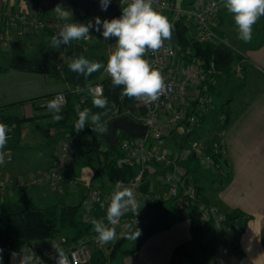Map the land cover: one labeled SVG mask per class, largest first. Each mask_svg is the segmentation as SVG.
I'll use <instances>...</instances> for the list:
<instances>
[{
    "label": "built area",
    "instance_id": "2783aa9c",
    "mask_svg": "<svg viewBox=\"0 0 264 264\" xmlns=\"http://www.w3.org/2000/svg\"><path fill=\"white\" fill-rule=\"evenodd\" d=\"M120 8L117 15L110 19L89 18L84 11L65 9L69 13L68 18H62L53 9L48 17L40 16L38 12L30 7H15L9 3L0 1V46L9 47L17 40L31 38L46 32L51 39L55 38L58 43L62 41L60 32L68 24L84 25L88 27L87 38L73 40L85 44L93 40L102 39L107 44V59L117 49V37L103 36V22L120 19L123 10L128 7L132 0H119ZM226 0H206L203 3L177 6L174 0H153V7L162 13H171L169 17L172 23H183L190 27L189 39L199 43H222L229 46L230 43L218 33L219 18L221 11L225 8ZM68 8V7H66ZM97 19L100 24H97ZM99 29V30H97ZM236 50V49H235ZM237 51V50H236ZM192 49L188 46L172 41L164 40L162 48L153 52L146 49L144 56L150 68L160 70L165 80L166 87L162 90L163 95L157 101L145 103L135 98L144 107V112H137L128 106H116L110 113V121L124 116H131L138 123L148 127L145 138L124 137L120 141L122 153L117 158L119 166H136L133 177L128 181H119L115 184V192L122 191L125 187L133 190L137 203L144 184L148 181L149 172L153 165L161 169V182L164 187L162 198L167 202H173L176 210L183 216H189L192 207L199 211L203 222L213 221L220 225L222 231L231 237L233 221L228 215L220 212L217 207L206 202L199 194L197 185L193 181V173L189 171L192 165L203 169L216 171L217 175L228 174V157L222 135L228 122L226 110L219 112V137L213 139H201L195 137L205 119L216 110V92L220 85L222 72L217 68L215 62L210 63L194 57ZM238 57L231 64L230 72L236 77H243L245 73V56L237 51ZM108 63V60H107ZM57 67L62 69L58 63ZM105 73L107 72V64ZM99 88V96L104 94L101 82L93 84L86 89L78 88L82 93V102L88 99V95L96 94ZM57 100L60 109L66 107L68 95L60 92L53 96ZM7 126L8 141L4 149L6 153L5 163L14 161L15 151L12 141L15 136V125L1 121ZM186 130V145L180 152L174 153L163 150L150 142L152 139H163L172 134L178 127ZM118 131V130H117ZM123 131L119 130V135ZM83 133L76 135L67 134L58 146V151L53 164L48 168H40L36 171L24 174L16 180H6L0 175V193L10 188L27 189L38 186H50L55 189H70L79 184L75 175L67 176L70 164L75 157V148ZM106 148L100 147V151ZM107 193L98 184L91 183L87 187L85 196V207L83 211L84 221L93 225V234L85 236L72 244L54 247L34 256L25 264H60L65 260L67 264H88L92 257L98 252L109 255L111 245L115 244L116 238L106 245L97 242L98 235L94 225L99 223L109 227L106 218L107 208L111 203L114 193ZM139 212V211H138ZM138 212L129 211L125 213L115 226L116 236L124 232L128 227L134 228L140 216ZM114 242V243H113Z\"/></svg>",
    "mask_w": 264,
    "mask_h": 264
},
{
    "label": "crops",
    "instance_id": "0c3cea01",
    "mask_svg": "<svg viewBox=\"0 0 264 264\" xmlns=\"http://www.w3.org/2000/svg\"><path fill=\"white\" fill-rule=\"evenodd\" d=\"M0 1L15 7H23L21 0ZM204 1L206 0H174L177 6ZM48 11L50 12L46 14H51L52 10ZM261 19L264 21V17ZM259 22L260 19L257 23ZM235 26L234 15L225 7L220 13L218 33L247 59L244 76L236 77L232 74L222 76L215 97L217 110L205 119L195 133L197 138L213 139L220 129L219 111L223 108L226 110L228 122L222 140L227 149L228 174L219 177L214 170L201 167L199 169L197 165H192L193 168H198L199 173H192L197 180L199 179L207 202L228 216H237L232 219L231 237H227L220 225L212 221L209 237L216 239L218 249L205 264H264V40L248 48L235 40ZM256 30L261 31L259 26H256ZM47 36L49 35L44 32L31 38L17 40L9 47L0 46L5 51H0V60H4L0 62V118L38 117L36 120L15 125L16 133L12 141L14 161L0 165V175L6 180H16L24 174L50 167L57 155L59 146L57 143H60L64 134L67 135L62 129L63 134H56L52 130L50 136H41V128L37 125H47L53 121L45 108L46 104L55 94L66 92L72 89V86L63 78L10 67L15 55L44 54V45L41 43ZM233 41L236 44H233ZM105 56L107 61V54ZM221 97L224 100L218 106L217 100ZM135 105L137 112H144L140 102H134ZM81 138L75 148V158L67 172V176L75 175L77 179L78 172L74 165L77 161V151L85 152L92 142L84 144ZM97 158L93 160L96 161ZM97 163L99 169L95 171L94 177L98 176L102 180L98 185L107 193L115 192V183L110 182L106 176L104 160L103 163L98 161ZM96 179L84 182L86 190L83 194L80 193L79 179V184L70 189H55L50 186L27 189L9 187L0 193V211L5 206H38L37 203L45 201L51 203L47 206L63 202L78 204L79 199L84 211L87 187L91 183L97 184L94 182ZM148 181L149 189H142L141 200L150 195L149 193L152 197H162L164 187L160 177L155 174L154 166L149 172ZM143 206L139 205L138 211H145ZM66 237L64 233L48 240L31 242L26 247L16 250L7 264H25L46 250L72 244L67 242ZM191 239L190 219L173 220L167 227H158L150 232L133 251L125 252L123 263L173 264L176 246L190 242ZM181 264L195 263L183 260Z\"/></svg>",
    "mask_w": 264,
    "mask_h": 264
},
{
    "label": "trees",
    "instance_id": "16d2710c",
    "mask_svg": "<svg viewBox=\"0 0 264 264\" xmlns=\"http://www.w3.org/2000/svg\"><path fill=\"white\" fill-rule=\"evenodd\" d=\"M28 6L38 12L40 16L48 13L43 6H38L32 0H26ZM86 15H90L88 12H84ZM166 17H171V13H163ZM170 20V19H169ZM171 22V21H170ZM172 23V22H171ZM174 25L172 31V38L170 40L176 41L183 46H188L192 49L191 54L194 57L205 60L210 63L215 62L217 68L222 72V75H230L231 64L240 55L234 47L227 44L216 43H199L197 41H191L189 39L190 27L183 23H172ZM65 42L59 41L56 47L55 54H35L28 55H15L11 60L10 67L15 70L23 71H35L41 72L56 78H63L72 89L66 91L68 95V103L65 108L60 109L58 113L52 112L51 117L54 115H61L63 118L60 121H52L48 125L56 126L60 129H64L69 135H76L79 131L85 134L93 136V141L88 145V149L84 152V155L88 161H91L98 156L104 155V169L108 180L112 183L119 181H128L134 176L136 166L124 165L119 166L117 164V158L121 154L116 146L117 142H120L124 137H130L127 133L122 132L121 135L115 136L116 140L113 144H110L106 138L110 136L112 132L111 121H109V131L100 132L98 129L101 127L99 123L107 114L116 106H128L131 109H135V98H129L123 94V85L115 86L112 84L111 77H104L99 79L103 69H99L90 75L87 72H73L69 69V64L74 60L84 57L87 47L85 44H80L76 41H69L71 46L68 52L70 61L67 62L63 69L57 67L58 53L62 51L65 46ZM62 48V49H61ZM106 58V56H105ZM96 62L105 64L107 61L102 57H97ZM104 66V65H103ZM101 82L104 87V94L101 98L107 100V105L104 108L96 107L92 101L93 96L88 95V99L82 102L81 95L85 93H79L78 88L86 89L87 87ZM53 100V98H52ZM76 105H79V111H87L88 117L85 122V126L82 130L77 131L75 129V123L79 120V114L76 109ZM47 108V104L45 106ZM99 115L100 119L96 124L92 123V116ZM38 117L29 119L2 117L0 122L14 123L20 125L24 121L36 120ZM40 127V125H37ZM41 129H43L41 127ZM116 134V132H114ZM104 142L105 151L100 152L101 143ZM200 196L207 202L203 194V187L196 183ZM145 190L149 189V184L146 182ZM166 204L171 205L174 209L173 202H157L150 203V212L157 211L158 214L167 212ZM174 207V208H173ZM176 209V208H175ZM156 213V214H157ZM237 216L230 215V219H234ZM183 218H189L191 221L192 239L190 242H185L176 246L174 250L173 264H181V261L187 260L195 264H205L210 260L217 252L218 242L215 238L209 237V230L212 221L203 222L200 219L199 211L196 207H192L189 216H183L180 213L172 216L171 219L179 220ZM170 221H164L160 227H167ZM153 225H148L150 229ZM158 227V226H157ZM64 231H71L72 234L67 235L66 240L68 243L78 241L85 235L93 233V225L84 221L82 204H68L57 203L49 206H36V205H15L13 207H3L0 211V256H2V264H7L13 253L26 247L29 243L34 241H42L54 238L60 234H64ZM149 231V230H148ZM153 231V230H152ZM151 231V232H152ZM150 233V232H148ZM127 236H125L120 242L117 243L115 248L111 252V258L113 259L120 251L122 245L125 243ZM127 250L125 252H131ZM179 258L180 262H176V258ZM96 263L101 262V259H95Z\"/></svg>",
    "mask_w": 264,
    "mask_h": 264
},
{
    "label": "clouds",
    "instance_id": "9594fccd",
    "mask_svg": "<svg viewBox=\"0 0 264 264\" xmlns=\"http://www.w3.org/2000/svg\"><path fill=\"white\" fill-rule=\"evenodd\" d=\"M225 7L229 13L234 15L235 25L238 30V38L245 43L252 39L254 25L261 17H264V0H226ZM62 18H68L69 13L62 10L59 6L55 9ZM97 24L100 20L97 19ZM103 36L109 38L117 37V49L110 55L107 63V72L112 78V84L115 86L123 85V94L129 98L143 100L145 103L154 102L163 95L162 90L166 84L160 70L150 68V64L143 59L146 49L154 53L163 46L164 40L172 38L174 25L162 12L153 7V0H132V3L123 10L120 19H113L110 22H103ZM99 30V29H97ZM88 27L84 25L68 24L60 32L63 42L68 43L71 40L86 39ZM55 44V38H53ZM101 68L98 62H89L84 57H80L69 64V69L73 72H87L91 74ZM99 88L93 97L92 103L98 108H104L107 100L99 96ZM50 112L58 113L60 106L57 100H50L47 103ZM79 114V120L75 123L77 131L85 126L88 112L79 111V105H76ZM61 115H54L55 121H60ZM92 123L96 124L99 115L92 116ZM105 132V127L98 129ZM7 126L0 123V165L5 164L6 153L4 149L7 145ZM119 186V182L117 187ZM139 205L134 198L133 190L125 187L122 191L114 193L111 203L107 208L106 218L109 227L99 223L94 225V230L98 234L96 240L101 245H106L116 238L115 226L120 218L127 212H138ZM137 228L127 238L135 240L140 235ZM2 264V256H0ZM60 264H67L61 260Z\"/></svg>",
    "mask_w": 264,
    "mask_h": 264
},
{
    "label": "rangeland",
    "instance_id": "374dc122",
    "mask_svg": "<svg viewBox=\"0 0 264 264\" xmlns=\"http://www.w3.org/2000/svg\"><path fill=\"white\" fill-rule=\"evenodd\" d=\"M20 2L22 4L21 6H23V7H29V6H27V2L25 0H21ZM32 2H34L37 5V0H32ZM39 5L42 6L41 3H39L38 6ZM61 9L64 10V11H65V9L66 10L67 9H74L76 11H81L80 9L77 8L76 5H71V6H68V8L65 7V8H61ZM48 15H50V13L49 14H46L44 16L45 17H48ZM87 16L89 18H94L92 15H87ZM256 26H259V29H261L262 32L261 31L260 32L257 31L256 30ZM234 34H235V37H234L235 40L239 41L242 45H246L248 48H250L251 46L256 45V44L258 45L262 40H264V21H262V19L260 18V22L259 23H256L254 25L253 32H252V39L248 43H245V42H243L242 40H240L238 38L237 26H235ZM48 37L49 36H47V39L46 40H43V42L41 44L44 45L43 46L44 47L43 49H45L44 50V54H48V56H49V55L55 54L56 47H57L58 44H57V42L54 44L53 43V39H51L50 37L48 38ZM69 44L68 43H64L63 45L65 46V48H63V49L61 48L62 51H60L58 53V57H57L58 61H57V63H60L62 65V69H63V67L66 66L67 62L70 61L68 52H69V49H70V47L72 45L70 46ZM233 44H236V43H234V41H233ZM85 45L86 46L90 45V47H87L86 52H85V56H84V58L87 59V60H89V62H96V58L97 57H102L103 59L106 60L105 55L107 54V44L102 39H100V38L97 39L96 38V40H93L91 42H87V43H85ZM240 48H245V46L244 47H240ZM0 51L1 52H5L1 48H0ZM0 62H4V60L1 59ZM106 64L107 63L101 64V69H103V70H102V74L99 77V79H102L104 77H107V75L105 73ZM223 100H224L223 97L219 98L217 100V105L220 104ZM216 110H217V108H216ZM222 110H225V109L223 108ZM47 112H48V115L51 116V113L52 112H50L48 110V108H47ZM110 117H111V115L110 114H107V116L101 118L102 120L99 122L101 124V127H105L107 129L106 130L107 132L109 131V121H110ZM51 119L54 121L53 117ZM12 124H14V123H12ZM48 124L47 125H45V124L40 125V128L41 127L43 128V129L40 130V133L41 134L39 133L41 136H47V135L50 136L52 134V132H51L52 130L56 134H63L62 129H60V128L54 126V125L51 126V125H48ZM114 132H116V131H114L113 128H112V132H111L110 136H108L106 138V140L110 144H113L115 142V140H116L115 139L116 138L115 137L116 134H114ZM219 132L220 131H218V134H216L215 137L217 135H219V137H221L220 135L222 133H219ZM15 133H16V126H15ZM66 134H68V133L66 132ZM118 134H119V130L117 131V136H118ZM185 134H186L185 128L182 127V126H180L172 134H170L166 138H163V139H152V138H150L149 141L152 142L154 145L160 147L161 149H164V150L170 151V152H174V153H178L183 148L182 146L187 144L186 143L187 141L185 139ZM64 135H63V138L65 137ZM81 137H82L81 138V141H84L85 142L84 144H87L88 142L93 141V136L92 135L85 134L84 136H81ZM59 144L60 143H57V145H59ZM115 144H117L116 146H118V150L120 151V153H122V151L120 149V142H117ZM101 146L103 148L107 147V145H104V142L101 143ZM102 151H104V150H101L100 152H102ZM76 156H77V161L74 163V165H75V170L78 172V179L81 182V184H80V186H81L80 193L83 194V193H85V190H86L85 189V186L83 185L84 182H87L88 183L93 178L94 179L97 178L94 182L97 183V184H100L101 183V181H102L101 178H99L98 176L97 177H94V175H95V171L99 169L97 161L103 163L102 158L104 157V155H102V157L98 156V158H97L96 161L95 160H91L90 162L87 161V159L85 158L84 152H82V151H80V152L77 151V155ZM153 166L155 167V174H157L158 177H160L161 176V169H160V167L157 166V165H153ZM199 169H200V167H199ZM189 171L190 172H193V173L194 172H198V168L197 167H194V168L191 167L189 169ZM214 172L216 173V171H214ZM198 180L193 175V181L195 182V184L197 182H199ZM147 183L149 184V181ZM144 187H145V184H144L143 188ZM146 193L148 194L149 191H147ZM149 194L151 195V193H149ZM150 195H147L144 198L143 201L141 200V198L139 199V202H138L139 204L138 205H140V206L141 205H144L143 206L144 207L143 210H145V211L139 210V212H138V214L140 216L139 223L134 228H132V227L129 228L128 227L124 232L118 233V235L116 236L115 244L111 245V247H110L109 255L106 256V255H104L101 252H99V253L97 252L92 257L91 261L88 264H124L123 263V259H124V253H125V251H127V250L129 251V250L135 249L139 244H141L143 242V240L145 239V237L148 236V234H149L148 232H151L152 230H155L156 228L160 227V225H162V223L164 221H166V220L171 222L172 221L171 217L179 214V212L174 207H173L174 209H172L171 208V205H168V204H166L167 205L166 206V209H167V207H169V210H167V212L160 213V214H158L157 211L150 212V209L151 208L149 207V205L153 201H157V202H159V201H161V202H167L161 196H159L157 198V197H152ZM79 201H81V199H79ZM79 201H78V203H79ZM48 204H51V203H49L48 201H45L44 203H42V202L37 203L38 206H47ZM148 225H153V226L150 229H148ZM137 228L140 230V233L141 234L135 240H131V239L126 238L125 243L122 245L120 251L112 259L110 255H111L112 250L117 245V243L120 242L125 236L128 237L129 235H131V233H133ZM64 233H65V235H69V234H72L73 232H71V231H64ZM88 235H85V236H88ZM85 236H83L80 239H87ZM97 258L101 259V262H99V263L97 262L96 263L95 259H97ZM178 261H179V258L177 257L176 258V262H178Z\"/></svg>",
    "mask_w": 264,
    "mask_h": 264
},
{
    "label": "water",
    "instance_id": "95a60500",
    "mask_svg": "<svg viewBox=\"0 0 264 264\" xmlns=\"http://www.w3.org/2000/svg\"><path fill=\"white\" fill-rule=\"evenodd\" d=\"M41 5L46 10L56 9L57 6L65 8L76 5L78 9L88 12L90 15L110 20L114 18L120 8L119 0H37V5ZM114 131L121 130L132 137L145 138L148 127L138 123L131 116H124L111 121Z\"/></svg>",
    "mask_w": 264,
    "mask_h": 264
}]
</instances>
